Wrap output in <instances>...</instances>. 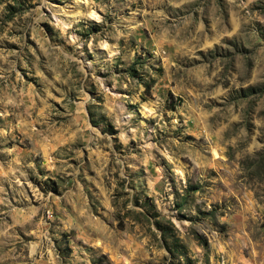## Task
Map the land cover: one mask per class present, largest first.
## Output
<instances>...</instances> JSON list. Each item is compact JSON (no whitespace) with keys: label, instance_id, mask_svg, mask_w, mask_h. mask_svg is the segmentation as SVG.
Listing matches in <instances>:
<instances>
[{"label":"rangeland","instance_id":"374dc122","mask_svg":"<svg viewBox=\"0 0 264 264\" xmlns=\"http://www.w3.org/2000/svg\"><path fill=\"white\" fill-rule=\"evenodd\" d=\"M0 264H264V0H0Z\"/></svg>","mask_w":264,"mask_h":264}]
</instances>
